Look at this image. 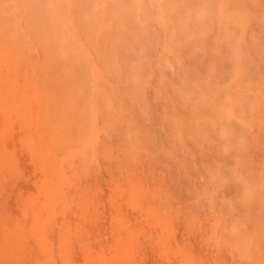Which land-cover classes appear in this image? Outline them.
Masks as SVG:
<instances>
[{
	"label": "rangeland",
	"instance_id": "rangeland-1",
	"mask_svg": "<svg viewBox=\"0 0 264 264\" xmlns=\"http://www.w3.org/2000/svg\"><path fill=\"white\" fill-rule=\"evenodd\" d=\"M58 1L0 33V264H264V0Z\"/></svg>",
	"mask_w": 264,
	"mask_h": 264
},
{
	"label": "bare ground",
	"instance_id": "bare-ground-1",
	"mask_svg": "<svg viewBox=\"0 0 264 264\" xmlns=\"http://www.w3.org/2000/svg\"><path fill=\"white\" fill-rule=\"evenodd\" d=\"M22 1V4L24 5V7L26 8L25 9V16H27V12L30 10V12L34 9V8H36L37 10H38V12L36 11L35 13H32L31 12V17H30V19H32V21L33 22H31L30 23V26H31V28H33V29H38V33L41 35L40 36V38H44L45 39V41H47V39L46 38H49V39H51L52 37H54V38H56V39H62L63 41H64V44H67L68 43V48H69V50H70V48H71V45H72V43H71V41H72V37H73V35L71 36L70 34H68V32L66 31V34H65V32H63L62 31V33H60L61 32V27L55 22V24H50L49 22H47V24H44V20H45V16L46 15H44V13H43V11L41 10V3H39L38 4V2H39V0H21ZM56 1H58V0H56ZM70 5V6H72V7H74V0H59L58 1V3L56 4V6H55V8L57 7V9L60 11V8H61V10L64 8V7H66V5ZM14 8V6L12 7V3H11V0H8V3H7V5H6V7L5 8H2V7H0V12L1 13H6L5 14V18H3V19H1L0 18V33H4V34H8V35H13V30L14 29H16L18 26H17V23H16V20H14V14H13V16L12 15H10V13H11V10ZM81 8V7H80ZM82 10V9H81ZM29 12V13H30ZM77 12V11H76ZM88 12V11H87ZM1 15H3V14H1ZM0 15V16H1ZM55 16H56V10L54 11H52L50 14H48V17H47V21H54L55 20ZM79 16V15H78ZM2 17V16H1ZM16 19V18H15ZM75 17H73L71 20H72V22H75ZM99 20V19H98ZM62 22H66L65 21V19H62ZM43 24H44V26L46 27V28H44V30H42L43 29ZM83 25V24H82ZM89 27V30H88V36H89V39H87V43H88V45L90 44V43H93V41H94V37L92 36V31L93 30H91V29H93L91 26H88ZM15 31V30H14ZM6 32V33H5ZM61 34V35H60ZM67 35V36H66ZM61 37V38H60ZM6 38V37H5ZM1 39V38H0ZM5 40V39H4ZM86 41V40H85ZM8 42H10V40H9V38H8ZM12 42V41H11ZM3 43V42H2ZM9 44V43H8ZM4 45H5V43H4ZM15 45V44H14ZM1 46V45H0ZM13 46V45H12ZM12 46H11V48H12ZM65 46V45H64ZM82 46H84V45H82ZM92 46H93V44H92ZM3 48V47H2ZM62 48H64V47H62ZM9 49V48H8ZM90 49V48H89ZM87 50V47L86 46H84V50H83V53H84V55H85V58L86 59H89V57H90V50ZM7 53V52H6ZM13 53V52H12ZM46 54V53H45ZM45 54L41 57V59L39 60V61H35L36 59L34 58H32V57H29V56H25V61H26V65L28 64V62L31 60L32 62H35V64H30V66L31 67H33V68H39V67H41V76H39L40 78L43 76H46V74H45V72L44 71H46L47 70V68H48V66H47V64H46V62L45 61H48L47 59H45ZM15 55V54H14ZM0 56H1V54H0ZM2 57V56H1ZM4 58V57H3ZM43 59H45V61L43 60ZM3 59H1V61H2ZM12 60H16V59H12ZM7 60H5V62H4V64H6V63H8L9 61H10V59L6 62ZM24 61V60H23ZM41 61H43V62H41ZM9 63H11V62H9ZM88 63V62H87ZM12 64V63H11ZM3 65V64H2ZM10 65V64H9ZM51 66H52V64H51ZM4 67V66H3ZM2 67V68H3ZM8 69L10 68V66H8L7 67ZM25 68V67H24ZM44 68H45V70H44ZM56 68V67H55ZM7 69V70H8ZM1 70V69H0ZM6 70V71H7ZM33 72H35V70L33 71ZM29 74H32V71L30 70V72H28ZM100 73V72H99ZM7 74L9 75V73L7 72ZM39 74V73H38ZM24 75V74H23ZM25 76V75H24ZM27 76H28V74H27ZM37 76V75H36ZM1 77V76H0ZM38 77V76H37ZM59 77V76H58ZM9 78V77H8ZM2 79V78H1ZM43 79H46V77H44ZM6 80V79H5ZM10 80V79H9ZM8 80V81H9ZM27 80H28V78H27ZM26 80V82L28 83V81ZM41 80V79H40ZM57 80V79H56ZM30 81V80H29ZM1 82H3V80L1 81ZM7 82V81H6ZM10 82V81H9ZM38 82V81H37ZM41 82V81H40ZM5 83V82H4ZM14 83V82H13ZM15 83H16V81H15ZM14 83V84H15ZM39 83V82H38ZM2 84V83H1ZM24 84H25V82H24ZM48 84V83H47ZM5 85V84H4ZM3 84H2V86H3V89H4V87H6V85L4 86ZM16 85V84H15ZM34 85V84H33ZM38 85V84H37ZM35 86V85H34ZM8 87V86H7ZM37 88V87H36ZM2 89V88H1ZM2 89V90H3ZM21 89V88H20ZM34 90H35V88H33ZM41 90H42V88H41ZM37 92V91H36ZM37 93H39V91L37 92ZM2 93H0V95H1ZM35 94V93H34ZM63 94H64V92H63ZM8 95V94H7ZM39 96H40V93L38 94ZM39 96H38V98H39ZM9 97V96H8ZM71 97H72V95H71ZM0 98H4V97H0ZM27 98V97H26ZM41 98V97H40ZM97 98V97H96ZM60 99V98H59ZM34 100H35V98H34ZM68 100V99H67ZM36 101V100H35ZM24 102V101H23ZM50 102V101H49ZM3 103H5V99H4V102ZM35 103V102H34ZM36 103H38L39 104V102H38V100H37V102ZM95 103V102H94ZM37 104V105H38ZM42 104V103H41ZM61 105V104H60ZM60 105H58V104H53L52 102H51V104H49L48 106H49V111H50V113H51V117L53 116V120L56 118V121L58 120V118H59V109L61 108L60 107ZM6 106V105H5ZM4 106V107H5ZM40 106V108H41V105L39 104L38 105V107ZM36 108V107H35ZM34 108V109H35ZM43 108V107H42ZM1 109V108H0ZM37 109V108H36ZM35 109V110H36ZM28 110V109H27ZM41 110V109H40ZM6 112V111H5ZM42 112V111H41ZM1 113V112H0ZM37 113V112H36ZM2 114V113H1ZM38 115V114H37ZM41 116L43 115V114H40ZM40 115H38V117H40ZM1 119V118H0ZM38 120V119H37ZM37 122V121H36ZM48 123V122H47ZM56 123V122H55ZM59 123H61V122H59ZM74 123V122H73ZM1 124V123H0ZM62 124V123H61ZM64 124V123H63ZM44 125V124H43ZM3 127H5V126H3ZM42 129V128H41ZM12 251V250H11Z\"/></svg>",
	"mask_w": 264,
	"mask_h": 264
}]
</instances>
